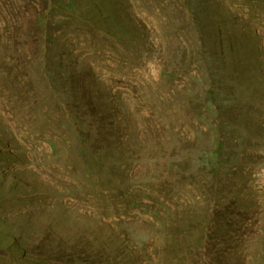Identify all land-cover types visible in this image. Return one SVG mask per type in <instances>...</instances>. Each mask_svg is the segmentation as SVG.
Masks as SVG:
<instances>
[{
	"label": "rangeland",
	"instance_id": "obj_1",
	"mask_svg": "<svg viewBox=\"0 0 264 264\" xmlns=\"http://www.w3.org/2000/svg\"><path fill=\"white\" fill-rule=\"evenodd\" d=\"M0 264H264V0H0Z\"/></svg>",
	"mask_w": 264,
	"mask_h": 264
}]
</instances>
